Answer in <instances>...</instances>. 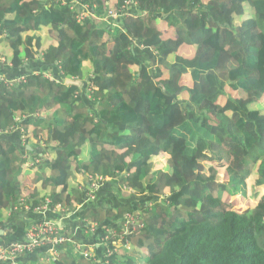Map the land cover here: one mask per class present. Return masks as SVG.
Segmentation results:
<instances>
[{
    "label": "trees",
    "instance_id": "obj_1",
    "mask_svg": "<svg viewBox=\"0 0 264 264\" xmlns=\"http://www.w3.org/2000/svg\"><path fill=\"white\" fill-rule=\"evenodd\" d=\"M0 35L24 76L0 74V245L25 237L14 212L41 214L27 232L60 206L111 252L49 264H264V0H0ZM94 176L134 193L97 206ZM128 213L143 225L120 241Z\"/></svg>",
    "mask_w": 264,
    "mask_h": 264
},
{
    "label": "crops",
    "instance_id": "obj_2",
    "mask_svg": "<svg viewBox=\"0 0 264 264\" xmlns=\"http://www.w3.org/2000/svg\"><path fill=\"white\" fill-rule=\"evenodd\" d=\"M66 2V0H64ZM61 4H64L61 2ZM134 5H136V2H133ZM135 11V7H131V12ZM139 14H145V13H135L132 15H139ZM170 24L168 22H165V32H170V30H173L172 27H169ZM171 35L173 34L172 32L170 33ZM3 45V35H0V47ZM187 47V46H186ZM188 48H192L189 47ZM156 53V52H155ZM0 74L1 75H6V77L10 78L11 76L15 77V80H21L24 76H21L20 74H17L16 71L14 74L11 70V65L6 63L5 64V59H0ZM4 61V62H2ZM156 67V65L153 64V68ZM8 75V76H7ZM49 75V74H48ZM2 78V77H0ZM7 81V80H4ZM83 84L86 82L84 80ZM31 146L28 148L33 151L32 153L36 155V149L40 146L36 139H32ZM51 147V146H50ZM52 149V148H51ZM50 152V150H49ZM34 160L30 159L29 162L26 164V169H25V175L27 176L28 180L25 183V186L27 187L24 188L25 194H29L30 192L35 190V186L30 183V178L32 177L35 169L34 167ZM27 171H31L28 173ZM28 173V174H27ZM32 187V188H31ZM31 188V189H30ZM120 190H118L111 182H107L104 185H102L95 197L94 204L97 206H108V205H117V203H113L114 201H119V202H124L123 200H119L121 198H127V196H130L129 192H127V196L125 195V192L118 193ZM137 198V197H136ZM117 199V200H115ZM138 199V198H137ZM136 199V201H137ZM81 207V206H80ZM59 211H65L63 208L58 209L55 214L54 212H49L47 213V216L55 221H57L59 227L62 230L69 231L71 238L73 241L70 244V249L73 254H81L82 250L91 252L93 254H98L103 252L104 247H106L107 242L105 241L104 237L102 236H96L91 231H83L82 226L84 225V222L78 217L74 216V214H68L67 216L63 217L60 216L58 213ZM63 213V212H62ZM41 214L39 212L37 213H30V212H25L23 210L16 211L12 214L13 220L17 223V230L16 234L19 237H23L25 235L26 229L36 217L40 216ZM4 232H0V235L3 234ZM93 233V234H92ZM4 237H1L0 241L4 240ZM3 242V241H2ZM1 243V242H0ZM69 246V244H67ZM49 252V247H39L32 252H29L28 254L24 255L22 258H20V264H34L36 262L41 261L43 258H45L48 255Z\"/></svg>",
    "mask_w": 264,
    "mask_h": 264
},
{
    "label": "built area",
    "instance_id": "obj_3",
    "mask_svg": "<svg viewBox=\"0 0 264 264\" xmlns=\"http://www.w3.org/2000/svg\"><path fill=\"white\" fill-rule=\"evenodd\" d=\"M62 3H66L64 0H58ZM77 4V3H76ZM126 4H129L127 1ZM88 6H85V10H82L78 13L77 18L79 20L85 19L87 16L90 15V11L87 8ZM113 16H119L121 14L120 11L116 12H110ZM51 79H53V76L48 75ZM24 80V77L21 79ZM18 80V81H21ZM108 181L107 177L104 176H94L91 177V184L87 188V195L89 197V200L95 199V196L97 192L99 191L100 187L104 185ZM126 191L133 192L130 188L126 187ZM22 204L28 208L29 206L24 203V200H21ZM48 203H50V200H47ZM48 209V205H45L42 210L45 211ZM58 209H61V207H57L53 211H57ZM64 209V208H63ZM65 210V209H64ZM65 212V211H62ZM127 217V220L123 222L121 220L123 231L122 233L116 234V239L122 241L124 239H127V234L130 231H135L138 226H142L138 214L136 213H128L125 218ZM96 224H92L91 230L92 232L95 231ZM112 230H108L107 232H111ZM105 241L107 242V245L105 248H108V252L110 253L111 250L109 248V242L111 241L110 235L108 233L104 236ZM73 239L70 236L69 231L62 230L57 221H51L47 219L39 220L35 222L30 228L27 230L25 237L21 241H15L11 242L9 245L3 246L0 245V261L10 262V264H17V258L21 255H26L29 252L39 248V247H49L48 255L41 260V263L43 264H49L55 261L59 256V249L62 245L65 243L72 242ZM81 254L85 257H89L92 259L97 260V254H93L91 252L82 250ZM37 264V263H36Z\"/></svg>",
    "mask_w": 264,
    "mask_h": 264
},
{
    "label": "rangeland",
    "instance_id": "obj_4",
    "mask_svg": "<svg viewBox=\"0 0 264 264\" xmlns=\"http://www.w3.org/2000/svg\"><path fill=\"white\" fill-rule=\"evenodd\" d=\"M168 21H169L170 24H173L174 25V24H177L178 22H180V17L177 18V17L174 16V17H171L170 19L168 18ZM51 35L53 37H57V32L56 31H52L51 32ZM46 73L52 75V73H50V70H47ZM204 87L206 89H208V90H212V89L209 88L208 85H205ZM262 102H263L262 104H264V100ZM252 107H256V105H252ZM215 119H216L215 117H212V120L215 121ZM220 119H224L225 122H227L230 125V127L232 128L233 131H237V132L240 133V131L236 129V127L234 126V124L228 118H220ZM45 146L48 148V150L46 152L49 153V150L51 149V147L49 145H45ZM27 172L30 173L31 171H27ZM127 194L128 193L125 192V195H127ZM236 198H237V200H230L233 203L235 209H238V210H247V209L251 208V204L246 203V200L244 198H242V197H240V198L236 197ZM95 230H97V228H95Z\"/></svg>",
    "mask_w": 264,
    "mask_h": 264
},
{
    "label": "water",
    "instance_id": "obj_5",
    "mask_svg": "<svg viewBox=\"0 0 264 264\" xmlns=\"http://www.w3.org/2000/svg\"><path fill=\"white\" fill-rule=\"evenodd\" d=\"M67 84H72V85H76L78 87H82L83 86V81L80 80V79H76V80L68 79L67 80Z\"/></svg>",
    "mask_w": 264,
    "mask_h": 264
}]
</instances>
